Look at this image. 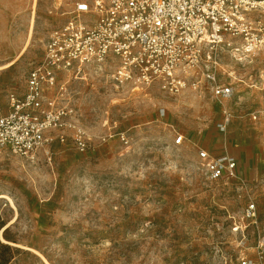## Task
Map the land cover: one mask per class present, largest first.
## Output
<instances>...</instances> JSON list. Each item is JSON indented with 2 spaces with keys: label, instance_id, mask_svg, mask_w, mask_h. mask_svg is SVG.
Masks as SVG:
<instances>
[{
  "label": "rangeland",
  "instance_id": "rangeland-1",
  "mask_svg": "<svg viewBox=\"0 0 264 264\" xmlns=\"http://www.w3.org/2000/svg\"><path fill=\"white\" fill-rule=\"evenodd\" d=\"M76 1L0 0V104L24 89ZM236 40L217 53L233 89L220 100L204 87L116 86L108 65L70 77L79 122L94 141L110 137L87 152L67 142L31 158L0 152V264H264V44L244 53ZM199 149L233 156L235 177L210 179Z\"/></svg>",
  "mask_w": 264,
  "mask_h": 264
},
{
  "label": "built area",
  "instance_id": "built-area-1",
  "mask_svg": "<svg viewBox=\"0 0 264 264\" xmlns=\"http://www.w3.org/2000/svg\"><path fill=\"white\" fill-rule=\"evenodd\" d=\"M255 0H77L65 23L47 34L43 56L27 73L20 93L0 104V152L31 158L53 143L93 151L110 136L94 141L69 105L67 83L89 66L110 67L116 86H145L157 81L169 94L184 89L210 90L214 99L233 89L219 80L217 53L226 46L252 53L264 44L262 23L250 17ZM68 100V101H66ZM127 143L123 132L118 134ZM183 136L177 134L175 143ZM210 179L234 178L236 160L199 149ZM246 217L255 218L254 203ZM264 257V237L257 244ZM241 264H255L242 257Z\"/></svg>",
  "mask_w": 264,
  "mask_h": 264
}]
</instances>
